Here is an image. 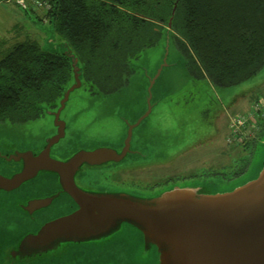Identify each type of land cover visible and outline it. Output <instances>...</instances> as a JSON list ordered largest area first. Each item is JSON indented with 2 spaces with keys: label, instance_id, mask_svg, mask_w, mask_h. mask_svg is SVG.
<instances>
[{
  "label": "rangeland",
  "instance_id": "rangeland-1",
  "mask_svg": "<svg viewBox=\"0 0 264 264\" xmlns=\"http://www.w3.org/2000/svg\"><path fill=\"white\" fill-rule=\"evenodd\" d=\"M27 39L47 50L62 49L63 40L48 21L41 0H0V57L15 43ZM163 53L162 40L141 52L131 61L132 73L119 91L92 93L85 81L73 89L61 111L67 122L66 136L55 151H72L73 142L85 146L121 144L127 120L132 122L147 108L149 79L160 68ZM185 58V53L170 41L167 64L151 88V111L134 131L133 147L144 152L146 161L115 169L109 179L145 188L169 180L190 184L209 177L212 188L223 190L231 185L212 174L233 169L238 172L235 179L242 180L259 174L264 162V133H260L264 126V65L242 83L219 87L203 75L191 74ZM51 126L52 115L45 110L26 123L1 122L0 137L27 138V145L42 131H50ZM34 181L41 192L53 183L46 177ZM15 191L3 194L6 197L0 198V210L15 209L10 204ZM63 204L53 203L43 217L64 214L67 210ZM19 221L11 218L7 225L0 226V260L21 232L34 228ZM140 233L133 225L122 223L112 242L62 243L52 255L26 264H133ZM156 260V251L147 250L145 264H155Z\"/></svg>",
  "mask_w": 264,
  "mask_h": 264
},
{
  "label": "water",
  "instance_id": "water-1",
  "mask_svg": "<svg viewBox=\"0 0 264 264\" xmlns=\"http://www.w3.org/2000/svg\"><path fill=\"white\" fill-rule=\"evenodd\" d=\"M174 8L175 5L171 14ZM171 18L165 29L162 64L149 79L147 108L128 123L119 147L112 143L85 146L73 142L72 151L50 152L67 132L61 111L70 92L83 81L77 57L65 41L61 43L60 51L71 61L73 80L57 106L46 109L56 132L46 137V144L38 151L21 149L13 145L20 144L13 143L17 139L6 135L3 139L12 144L0 145V158L7 161H0V198L5 199L3 194L21 187L10 197L15 209L0 210V226L7 225L11 218L34 225L32 230H21L2 254L1 264L41 260L62 243L109 242L122 223L133 225L142 235L133 264H145L150 249L156 251L155 264H264V162L259 174L251 179L224 180L231 187L223 190L212 188L209 178L190 184L175 182L147 192L91 188L76 181L83 167L119 163L137 151L130 145L132 131L151 111L152 85L167 64ZM8 165L14 169L8 171ZM37 177L51 179V187L41 192L33 185ZM28 183L30 187L23 188ZM61 202L67 210L64 214L43 217L49 206Z\"/></svg>",
  "mask_w": 264,
  "mask_h": 264
},
{
  "label": "trees",
  "instance_id": "trees-1",
  "mask_svg": "<svg viewBox=\"0 0 264 264\" xmlns=\"http://www.w3.org/2000/svg\"><path fill=\"white\" fill-rule=\"evenodd\" d=\"M41 1L92 93L122 88L131 61L160 40L164 44L170 16L169 40L185 53L191 74L223 87L242 83L264 65V0ZM72 80L63 51L30 39L15 43L0 57V123L39 118L57 106Z\"/></svg>",
  "mask_w": 264,
  "mask_h": 264
},
{
  "label": "flooded vegetation",
  "instance_id": "flooded-vegetation-1",
  "mask_svg": "<svg viewBox=\"0 0 264 264\" xmlns=\"http://www.w3.org/2000/svg\"><path fill=\"white\" fill-rule=\"evenodd\" d=\"M127 122L130 123L128 120H127ZM127 125L128 124L125 125L126 128H127ZM136 127L133 128L130 145H131L132 149L137 150V151H135L133 153L131 152L130 154L127 155V157L123 161H121L119 163H114V164L107 163V164L101 165L97 168H90V167L81 168V170L76 175V181L78 182V184L82 185V186L83 185L88 186V187L91 186V188L92 187L101 188V189L121 188L124 190H134V191H138V192H144V191L147 192V191H153L155 189L161 188V187L166 186V185L171 184V183H175V182H170V180H169V182L166 181L165 184L161 183L158 185L157 184L153 185L152 187H145L144 188L141 186L129 184L128 182L116 181L114 179H113L114 180L113 181V180L109 179L110 174H112V171L115 169H120L122 167H129V166H131L130 164H135L136 162H145L146 161V158H144V152L142 150H138L136 148V145H135V147H133V136H134V131H135ZM126 128L124 131V137L126 135ZM263 129H264V126H262V130ZM48 130H50V131H46L44 133L42 131V133H40L38 135L37 140L31 141L27 145L25 144V142H23L27 138H23V137L14 138L17 140L14 141L13 143L19 142L20 144H13V145L21 146V149L33 148V150L38 151L39 149H41L46 144V137L48 135L54 134L57 130V127L51 126V128ZM66 131H67V124H66ZM65 136H66V134H65ZM1 137H5V136H1ZM124 137H122V138H124ZM60 141H61V139H59L58 142H56L55 144H53L51 146V149H50L51 153H52V151H55V149L58 147V144ZM121 141H122V139H121ZM4 143L12 144V142H9L8 140L1 138L0 139V145H3ZM121 144H123V142H121ZM121 144L117 143V144H115V146L119 147ZM109 146H112V144H110ZM142 147H143V145H142ZM55 152H57V151H55ZM133 154H134V156H132ZM7 168H8L7 169L8 171H11L12 169H14V166L12 167L11 165H8ZM6 173H7V171H6ZM237 173H238L237 171H234L232 169L229 171V173H227V172L220 173V174L215 173L212 175H214L215 177H220L221 179L226 181V180H230V179L235 178V176H237ZM207 178H209V177H207Z\"/></svg>",
  "mask_w": 264,
  "mask_h": 264
}]
</instances>
